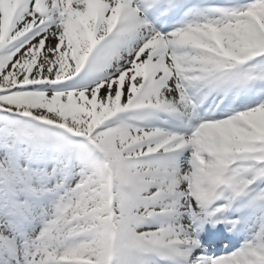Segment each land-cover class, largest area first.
Here are the masks:
<instances>
[{"label": "snow or ice", "instance_id": "6c2138e0", "mask_svg": "<svg viewBox=\"0 0 264 264\" xmlns=\"http://www.w3.org/2000/svg\"><path fill=\"white\" fill-rule=\"evenodd\" d=\"M0 264H264V0H0Z\"/></svg>", "mask_w": 264, "mask_h": 264}]
</instances>
